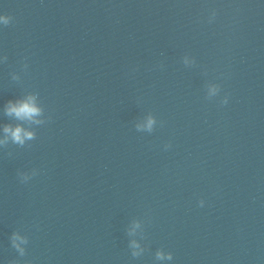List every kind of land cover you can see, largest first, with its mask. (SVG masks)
<instances>
[{
	"label": "water",
	"instance_id": "water-1",
	"mask_svg": "<svg viewBox=\"0 0 264 264\" xmlns=\"http://www.w3.org/2000/svg\"><path fill=\"white\" fill-rule=\"evenodd\" d=\"M0 14V264H264V0Z\"/></svg>",
	"mask_w": 264,
	"mask_h": 264
},
{
	"label": "clouds",
	"instance_id": "clouds-1",
	"mask_svg": "<svg viewBox=\"0 0 264 264\" xmlns=\"http://www.w3.org/2000/svg\"><path fill=\"white\" fill-rule=\"evenodd\" d=\"M12 17L8 14H0V22L4 25H8L11 21ZM40 112V109L36 106V104L33 101V98L30 96L27 99L19 100L15 103L12 101L8 102L7 108H6V114L11 116L15 115L19 119H31L34 116L38 115ZM152 119L149 118L147 126L149 129L152 126ZM4 132L6 134H10L13 141L15 143L23 145L24 139H33V133L25 131L20 125H17L16 127H12L10 125H5ZM13 244L15 245V234H13ZM18 247V245H16ZM23 252V250H21ZM133 256L136 257L137 253H133ZM157 259L163 258V254L161 252H157L156 254ZM169 259H171V254H169Z\"/></svg>",
	"mask_w": 264,
	"mask_h": 264
}]
</instances>
